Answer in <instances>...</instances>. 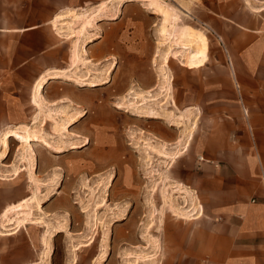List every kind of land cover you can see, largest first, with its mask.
Returning a JSON list of instances; mask_svg holds the SVG:
<instances>
[{"label":"crops","instance_id":"0c3cea01","mask_svg":"<svg viewBox=\"0 0 264 264\" xmlns=\"http://www.w3.org/2000/svg\"><path fill=\"white\" fill-rule=\"evenodd\" d=\"M93 1L0 0L2 134L12 129L14 120L26 121L28 116L21 111L15 116L13 91L44 78L39 103L42 107L45 102L51 104L68 129L67 137L81 142L77 164L69 165L66 172L110 176L114 166L112 176L130 179L136 172L132 151L115 135L141 123L105 120L102 114L108 109L102 102L116 97L122 108L128 106L126 96L132 83L138 85L134 91L139 95L152 92L158 98L165 97L159 105L153 101L149 107L166 115L181 109L184 118V127L176 129L167 123L171 116L160 118L174 133L166 130L159 139L174 145L177 133H184L182 152L172 169L173 180L184 191L176 189V194L184 199V207L193 205L202 212V218L199 213L192 220L182 219L193 228L191 244L184 247L182 257L207 258L211 264H264V54L260 63L246 57L243 69L230 59V67L218 65V71L225 74L206 79L202 76L205 64H185L184 46L178 47L183 52L178 59L181 63L174 64L173 58L162 63L160 51L168 42L158 43L160 32L140 21L141 15L136 16L138 20L122 14L108 22L102 15L91 16ZM87 34L92 37L86 39ZM245 45L225 42L228 50H264V43ZM155 60L158 62L152 66ZM157 63L172 79L167 76L162 82ZM132 97L137 99L134 94ZM33 109L39 110L38 106ZM116 112L126 114L122 109ZM94 137L103 143L95 147L96 156L90 158L86 152ZM131 191L136 192L127 185L118 192L125 195ZM9 207L3 210V219Z\"/></svg>","mask_w":264,"mask_h":264},{"label":"rangeland","instance_id":"374dc122","mask_svg":"<svg viewBox=\"0 0 264 264\" xmlns=\"http://www.w3.org/2000/svg\"><path fill=\"white\" fill-rule=\"evenodd\" d=\"M92 4L91 16L102 15L108 22L122 14L138 20L136 16L141 15L140 21L160 32L158 43L168 42L160 51L162 63L168 58H173L174 64L181 63L183 52L178 47L184 46L185 64H205L202 76L206 79L225 74L218 71V65L230 67V59L243 69L246 57L260 63L264 54L260 47L225 48V42H242L247 47L252 42L264 43V0H94ZM196 38H200L201 48ZM160 65L157 63L156 69L163 82L171 75ZM230 69L228 73L233 76ZM44 80L13 91L15 116L20 111L28 116L26 121L14 120L9 130L22 136L29 134L28 143L14 135L3 143L9 130L2 134L4 129H0V149L4 150L0 153V264H211L207 258L182 257L184 247L191 244L193 228L184 225L188 220L181 217L190 219L200 213L202 218V212L193 205L184 207V199L176 194V189L184 191V187L172 177L173 161L182 152L180 140L184 133H177L174 145L159 139L166 130L174 133L170 129L184 127L181 109L169 115L155 112L149 105L153 101L159 105L165 97L158 98L152 92L139 95L134 91L138 85L132 83L126 96L128 106L122 108L118 98L110 97L102 102L108 109L102 117L118 124L141 123L115 135L132 151L135 177L115 178L114 166L110 176L70 174L67 168L77 164L75 156L82 149L78 147L81 142L67 137L68 129L51 104L45 102L42 107L39 99L36 101L42 91L37 92V86ZM33 106H38L39 114ZM120 109L126 114L116 112ZM109 110L112 113H107ZM138 115L140 120L136 119ZM170 116L169 127L163 119ZM90 140L86 155L91 158L103 141L95 137ZM127 185L136 192H118ZM8 206L3 219V210Z\"/></svg>","mask_w":264,"mask_h":264},{"label":"bare ground","instance_id":"6f19581e","mask_svg":"<svg viewBox=\"0 0 264 264\" xmlns=\"http://www.w3.org/2000/svg\"><path fill=\"white\" fill-rule=\"evenodd\" d=\"M167 23L169 24V19L167 20ZM166 23V24H167ZM195 43L201 48V40L200 38H196L195 39ZM204 49V48H203ZM202 49V50H203ZM201 49L198 51L199 53H202ZM46 83V80H44L43 82H40L39 85L37 86V92H40L42 89H43V86L44 84ZM91 85V84H90ZM89 86V84H88ZM39 94V93H38ZM39 99V95L37 96L36 95V101ZM78 115V114H77ZM14 135L16 139H18L20 142H25V143H28V141L30 140L29 138V134L25 135V136H22L20 134H18L16 131L14 130H9L3 137V143H6V137L8 136H12ZM6 147V146H5ZM7 150V148L5 149V151ZM184 219V218H183ZM181 220H182V217H181Z\"/></svg>","mask_w":264,"mask_h":264}]
</instances>
